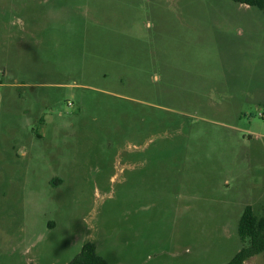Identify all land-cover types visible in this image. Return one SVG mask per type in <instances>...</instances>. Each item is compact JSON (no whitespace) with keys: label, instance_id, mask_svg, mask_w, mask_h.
<instances>
[{"label":"rangeland","instance_id":"1","mask_svg":"<svg viewBox=\"0 0 264 264\" xmlns=\"http://www.w3.org/2000/svg\"><path fill=\"white\" fill-rule=\"evenodd\" d=\"M0 70V264L87 242L109 264H225L244 246L264 205L262 11L0 0Z\"/></svg>","mask_w":264,"mask_h":264},{"label":"trees","instance_id":"2","mask_svg":"<svg viewBox=\"0 0 264 264\" xmlns=\"http://www.w3.org/2000/svg\"><path fill=\"white\" fill-rule=\"evenodd\" d=\"M235 3L257 8L264 13V0H233ZM239 235L244 246L225 264H245L251 258H264V205L261 216H257L252 206H247L239 223ZM34 264V263H30ZM67 264H109L97 251L93 242L83 245L81 252Z\"/></svg>","mask_w":264,"mask_h":264},{"label":"built area","instance_id":"3","mask_svg":"<svg viewBox=\"0 0 264 264\" xmlns=\"http://www.w3.org/2000/svg\"><path fill=\"white\" fill-rule=\"evenodd\" d=\"M3 74V72H2V70H0V75H2ZM1 81V80H0Z\"/></svg>","mask_w":264,"mask_h":264},{"label":"crops","instance_id":"4","mask_svg":"<svg viewBox=\"0 0 264 264\" xmlns=\"http://www.w3.org/2000/svg\"><path fill=\"white\" fill-rule=\"evenodd\" d=\"M5 74V73H4Z\"/></svg>","mask_w":264,"mask_h":264}]
</instances>
